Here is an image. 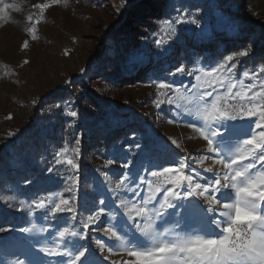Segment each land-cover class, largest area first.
Wrapping results in <instances>:
<instances>
[{
  "label": "snow or ice",
  "instance_id": "obj_1",
  "mask_svg": "<svg viewBox=\"0 0 264 264\" xmlns=\"http://www.w3.org/2000/svg\"><path fill=\"white\" fill-rule=\"evenodd\" d=\"M58 2L32 5L38 13L27 16V22L32 24L27 33L32 39H36V25L45 10ZM0 5H3L0 13L10 6L4 0H0ZM186 23L184 14L163 21L168 29ZM166 43L163 39L156 41L158 46ZM23 47H28L27 41ZM248 55L245 49L197 68L186 70L181 65L172 73L193 77L194 83L185 89L187 95L183 98L191 105L187 114L194 113L196 117L188 126L206 142L201 159L176 154V149L183 151L176 139L170 138L165 150L172 153L171 157L156 155L158 146L154 143L138 144L141 154L149 160L148 167L143 169L146 174H141L140 169L135 175L129 171L113 173L118 182L110 185L109 173L105 172L103 183L107 194L91 200L87 194L77 196L79 164L70 154L79 153L80 139L75 138L74 147H61L55 154V162L72 170V175L62 178L64 191L70 195L66 197L53 190L33 200L29 214L41 211L53 224L60 221L81 224L80 232L70 226L58 231L59 239L69 244V237L84 239L92 225L102 227L107 222L110 226L104 228V233L113 243L97 239L95 243L104 255L95 259H91L95 253L90 246L84 245L41 251L49 257L61 258L57 264H104L121 252L134 260L112 264H264V78H261L264 61L251 70L241 69L237 76L235 61ZM156 86L173 94L185 88L167 82H157ZM154 103L160 107L164 103L173 105L175 101L166 91H158ZM68 115L76 117L77 113L71 111ZM251 117L256 119H247ZM207 159L222 166L212 176L202 175L190 166ZM112 163L113 160L108 161L109 165ZM166 163L172 166H164ZM122 168L129 169L130 164L125 162ZM203 171L212 173L213 169ZM8 199L11 197H0L5 203ZM4 231L8 229L0 226V232Z\"/></svg>",
  "mask_w": 264,
  "mask_h": 264
},
{
  "label": "rangeland",
  "instance_id": "obj_2",
  "mask_svg": "<svg viewBox=\"0 0 264 264\" xmlns=\"http://www.w3.org/2000/svg\"><path fill=\"white\" fill-rule=\"evenodd\" d=\"M132 1L59 0L57 4L45 10L40 23L36 25V39H32L27 33V29L32 27V24L27 22V16L38 15L32 5L51 3V0H4V3L10 6L0 13V197L11 199H8L7 203L0 200V226L8 229L0 232V264H16L17 261H22L23 264H57V260L61 258L49 257L41 249L75 248L79 245L90 246L91 251L95 253L91 259H95L104 255L95 243L97 239L108 244L113 243V239L104 233V228L110 226L107 222L102 227L92 225L84 239L69 237V244L59 239L58 231L70 226L80 232L81 224L74 221L53 224L51 219L44 218L41 211L29 214V204L52 193L53 190L62 192L66 197L70 195L64 191L66 185L62 178L72 175V170L64 164H57L55 154L63 146L71 148L75 145H67L69 142L62 146L52 145L51 158L46 164L39 163L33 157L30 160H19L17 147L34 130L47 131L45 122L53 120L50 117L52 112L64 117L69 126L80 125L78 114L76 117L68 115L71 111L78 112L70 95L53 99L49 103L46 101L50 97L56 98L73 85L76 90H80L76 83L88 78L94 71L93 60L102 38L114 23L127 19L126 16L132 11ZM249 4L254 8L257 17H264V0H250ZM163 27L164 35L167 26ZM25 41L28 42L27 48L23 47ZM162 45L168 50L171 47L168 40ZM238 52L233 51L217 57L201 55L193 64L183 66L186 70L197 68L210 60L215 61ZM25 61L28 63L25 64ZM235 62L237 76L240 75L241 69L251 70L253 66L259 65L250 63L248 56L238 57ZM175 70L176 68L165 72L162 77H151L146 82L122 86L121 89H125L123 92L131 94L135 99L131 103L126 101L124 106L131 111L130 119L139 120V124L143 126L141 129L133 130L128 137L115 142L110 148L84 154L83 147L79 145V153L70 154L79 164L78 198L85 194L91 200L103 198L107 194L106 185L103 183L105 172L109 173L110 185L118 182L113 173L119 175L120 172L129 171L135 175L140 169L141 174H146L143 169L148 167L149 160L141 154L138 144L154 143L158 146L156 155L171 157L172 153L165 150L171 139H176L183 148V151L176 149V154L202 158L206 142L188 126L195 122L196 117L194 113L191 116L187 114L191 105L183 98L187 95L185 89L191 86L194 80L187 75H172ZM261 78H264V74H261ZM90 82L91 85L97 83L95 80ZM157 82L172 83L175 87L182 84L185 88L173 94L167 90H159ZM248 82L250 81H246ZM158 91H166L175 103H164L157 107L154 101ZM176 105H179V108ZM119 117L123 119L122 116ZM81 137L79 134L77 138ZM6 154H9L6 166L8 169H5V161L1 160ZM109 160H113L111 165L108 164ZM125 162L130 164L129 169L122 168ZM38 165L41 167V176L32 177L30 167ZM164 166L172 165L166 163ZM190 166L207 176H212L222 167L214 164L212 159H207L202 164L192 163ZM208 167H212V173H204L203 170ZM49 168L53 171L49 172ZM120 197L124 198L122 194ZM200 203L204 201L201 200ZM86 216L87 212L84 213V217ZM21 228H28L29 231L21 232ZM121 260L134 258L121 252L111 256L104 264Z\"/></svg>",
  "mask_w": 264,
  "mask_h": 264
},
{
  "label": "trees",
  "instance_id": "obj_3",
  "mask_svg": "<svg viewBox=\"0 0 264 264\" xmlns=\"http://www.w3.org/2000/svg\"><path fill=\"white\" fill-rule=\"evenodd\" d=\"M249 1L133 0L127 19L114 23L102 38L93 60L94 71L76 83L80 90L73 85L46 101L70 95L80 125L69 126L64 117L52 112L53 120L45 122L47 131L34 130L20 142L19 160L33 157L46 164L51 158L52 145L69 142L67 145L73 146L79 134L84 154L97 152L141 129L139 120L130 119L131 111L124 106L126 101L131 103L135 99L125 94L122 86L162 77L180 65L193 64L198 56L205 54L217 57L247 49L250 63L264 61V17L255 15ZM179 14H184L188 23L166 28L164 36L163 21ZM157 39L168 40L170 49L158 46ZM92 80L97 83L91 85ZM8 157L6 154L1 158L5 167ZM40 168L30 167V175L40 177Z\"/></svg>",
  "mask_w": 264,
  "mask_h": 264
}]
</instances>
